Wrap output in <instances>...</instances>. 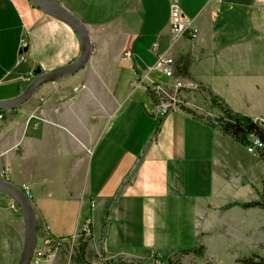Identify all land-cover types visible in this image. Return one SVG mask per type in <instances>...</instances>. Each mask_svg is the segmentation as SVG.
<instances>
[{"label": "crops", "instance_id": "obj_1", "mask_svg": "<svg viewBox=\"0 0 264 264\" xmlns=\"http://www.w3.org/2000/svg\"><path fill=\"white\" fill-rule=\"evenodd\" d=\"M54 1L86 25L91 58L0 111V177L29 187L42 244L48 236L62 242L36 264H84L72 258L80 241L71 239L87 222L88 264H100L89 257L139 260L142 248L164 245L174 229L206 232L223 206L213 202L237 143L209 123L221 115L211 101L202 113L189 100L197 91L211 100L212 93L235 112L263 118L252 108L264 98V0ZM173 3L196 38L192 30L173 35ZM80 52L65 22L30 0H0V100L19 96L38 66L50 71ZM182 55L191 59L190 78L176 74ZM162 57L173 58L175 77L200 85L165 116L150 91L174 83ZM23 238L21 211L0 192V264H18ZM124 247L134 258L118 256Z\"/></svg>", "mask_w": 264, "mask_h": 264}, {"label": "rangeland", "instance_id": "obj_2", "mask_svg": "<svg viewBox=\"0 0 264 264\" xmlns=\"http://www.w3.org/2000/svg\"><path fill=\"white\" fill-rule=\"evenodd\" d=\"M199 94V95H198ZM190 98L196 111L202 113L211 111L210 101L201 92L193 93ZM190 103V102H189ZM252 112L262 116L258 119L264 126V98L261 103H255ZM213 105V104H212ZM218 109V108H217ZM255 138V137H254ZM253 141V137L250 138ZM237 148L231 151L232 161H228L227 180L222 179L217 186L215 204H223L217 217L209 218L210 225L206 232L197 231L193 226L185 233L171 230L164 245H155L152 248H142L139 260L144 264H166L172 252L173 262L176 264H245V259L252 256L264 258V209L260 207H244L242 204L258 199V192L262 187L263 161L256 152H249L248 147L236 142ZM88 234L77 238L78 242H87ZM99 238V237H98ZM79 243V244H80ZM37 247L43 250L40 236ZM200 249V253L194 251ZM189 253H183L185 250ZM118 254L122 258H134L133 250L124 247ZM72 258L75 261L85 260V254L78 248L72 249ZM91 261L100 264L132 263V260L110 259L100 260L99 257H89ZM83 262V261H82Z\"/></svg>", "mask_w": 264, "mask_h": 264}, {"label": "water", "instance_id": "obj_3", "mask_svg": "<svg viewBox=\"0 0 264 264\" xmlns=\"http://www.w3.org/2000/svg\"><path fill=\"white\" fill-rule=\"evenodd\" d=\"M30 1L46 14L68 24L81 40V52L74 61L50 71L43 72L41 67L38 66L33 72L34 77L19 96L8 100H0V111L13 109L23 104L38 87L46 82L76 74L85 67L92 55L93 48L89 31L79 17L54 0ZM23 51H27V47ZM0 192L9 196L17 204L23 216L24 238L18 264H31L38 239V221L33 202L21 187L1 177Z\"/></svg>", "mask_w": 264, "mask_h": 264}, {"label": "built area", "instance_id": "obj_4", "mask_svg": "<svg viewBox=\"0 0 264 264\" xmlns=\"http://www.w3.org/2000/svg\"><path fill=\"white\" fill-rule=\"evenodd\" d=\"M170 26L173 32V35L178 38L182 37L186 32L192 30V35L194 38L197 37V30L190 27V23L185 19L182 9L179 4L173 3L171 6V13H170ZM26 46L25 43L22 44V48ZM23 49L21 50L20 54V61H25V56L22 53ZM125 59H132L133 52L131 50H127L124 53ZM160 63L162 64L163 71L166 73L167 76L174 79V83L170 88L161 87L159 85H151L150 91L154 95L157 100V114L159 116H165L171 111L178 110L186 105L185 99L183 98L184 92H193L197 91L200 88V85L193 80L190 79H182L175 77V73L173 70V58H161ZM34 77V74L31 73V78ZM74 91H78V88H75ZM3 117L0 114V119ZM253 145L248 147L249 152H256L257 148L263 146L262 142L258 138L253 137ZM27 196L32 200L33 194L31 193L29 187L22 188ZM89 225L90 223L87 222L82 232L83 234H87L89 232ZM81 233H78L72 237V242L81 236ZM62 248L61 240H56L51 236L44 238L43 240V250L38 249L37 244L34 251V255L31 261V264H36L43 258H50L54 255V253ZM73 249V247H72ZM71 250V249H70Z\"/></svg>", "mask_w": 264, "mask_h": 264}, {"label": "trees", "instance_id": "obj_5", "mask_svg": "<svg viewBox=\"0 0 264 264\" xmlns=\"http://www.w3.org/2000/svg\"><path fill=\"white\" fill-rule=\"evenodd\" d=\"M191 59L189 56L182 55L175 66L176 74L185 78H190V68ZM211 102L214 106H216L221 115L214 118L212 122H209L212 126L217 127L219 130L223 132V134L231 137L236 142L240 143L244 146H251L253 142L250 140L251 137L258 138L263 146L257 148L256 153L260 156L261 160L263 161V169H264V126L263 124L252 118L251 116L245 115L243 113L233 111L221 98L213 95L211 93ZM262 187L258 192V199L254 201H250L247 203L242 204L244 207H260L264 209V171L261 178ZM87 243L85 241H81L80 243V250L83 254H85ZM200 249H196L197 253H200ZM191 250H185L183 253H189ZM177 254H173L168 258L166 264H176L173 262V256ZM79 261L80 260L78 258ZM245 264H264V258L260 256H252L248 259H245ZM115 264V263H114ZM118 264H144L142 262H121Z\"/></svg>", "mask_w": 264, "mask_h": 264}]
</instances>
